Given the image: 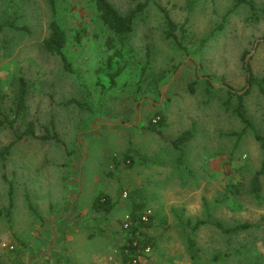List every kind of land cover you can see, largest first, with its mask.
<instances>
[{"label": "rangeland", "instance_id": "1", "mask_svg": "<svg viewBox=\"0 0 264 264\" xmlns=\"http://www.w3.org/2000/svg\"><path fill=\"white\" fill-rule=\"evenodd\" d=\"M139 1L110 0L121 12ZM252 1L254 10L236 0H198L186 15L184 0H150L126 39L125 67L111 82L116 57L110 59L109 33L92 2L54 0L68 36L64 53L72 69L65 71L60 57L42 47L52 16L49 1L0 0V22L15 19L27 27L0 30V106L13 117L23 76L26 110L14 126L23 131L32 121L36 134L56 136H24L0 158V264H19L14 254L24 264H115L131 205L127 193L134 189H141L154 218L147 230L152 245L140 251V264H264V173L261 198L249 190L264 158L254 135L264 136V95L247 83L243 68L246 59L256 76H264V0ZM164 12L184 23L182 44L189 54L165 36ZM224 84L244 94L254 129L243 128L236 96L226 107ZM156 111L165 122L159 132L147 127ZM191 126L194 136L178 151L171 140ZM13 138L9 127L0 126V147ZM127 148L132 160L116 166ZM99 193L116 200L109 213L92 209ZM206 206L226 225H255L231 236L206 224L191 231L189 221L204 217ZM187 235L195 241L194 259ZM241 244L247 248L212 260Z\"/></svg>", "mask_w": 264, "mask_h": 264}, {"label": "trees", "instance_id": "2", "mask_svg": "<svg viewBox=\"0 0 264 264\" xmlns=\"http://www.w3.org/2000/svg\"><path fill=\"white\" fill-rule=\"evenodd\" d=\"M51 10V20L49 22V34L46 38H44L42 42V47L45 51L58 55L61 59L62 68L65 71H71V64L64 53V47L67 44L68 36L64 29V27L59 23L56 14V6L54 0H48ZM92 2L98 12V15L108 31V36L105 39V44L108 49H112L113 53L110 56V59L116 57L117 67L113 73H109L108 76L110 81L113 82V79L116 75L121 73L123 68L125 67V60H124V45L126 43V39L129 34L133 30V24L136 16L143 10V8L147 5L150 0H142L139 1L134 7L128 9L125 12L119 11L117 7L110 0H89ZM185 2V9L186 15H189L193 9L195 8L198 0H184ZM240 3L248 5L250 10H254L255 5L252 0H236L235 4L239 5ZM165 11V10H164ZM165 14V30L164 34L167 38H172L174 40V45L177 49L184 51V53L189 54V50L186 46L182 44V39L184 38L185 27L184 23H177L174 21L167 12ZM8 26L15 30H27V27L24 25H18L15 22V19H6L0 22V30L4 27ZM176 31H180L181 35H178ZM81 38L80 32H78L75 36V40L79 41ZM206 39H202L200 45L204 44ZM245 56V55H244ZM120 64V65H119ZM183 62H180L176 65L174 69H177ZM243 68L246 72V79L247 83L252 85H257L259 91L264 95V76L258 77L256 76L251 69V65L246 59H243ZM145 72V67H141V73ZM206 83L208 86H212V82L210 78H206ZM192 83L188 84L190 90H193ZM223 87L226 90L227 98L225 100L226 107L229 106L230 99L233 96H236V106L234 107V111L236 115L239 117L241 122L243 123V128H252L254 129V124L251 119L247 116L246 107L243 101L244 94L237 92L232 88V86L228 84H224ZM27 92V82L23 76L18 77V89L16 94V101L15 107L11 109V113L13 117L10 118L9 115L4 112V110L0 106V126L9 127L13 134L14 138L6 145L0 147V158L2 160L6 159L10 154V150L14 143L19 139L23 138L24 136H32L40 139H50L52 137H56L52 134H42L38 135L34 131V126L32 121H28L25 129L23 131H19L14 126V122L18 116L23 115L26 110V103L25 97ZM68 102H76L79 105H82L79 101L74 99H70ZM164 116L161 112L156 111L154 112L148 119L147 127L151 130L159 132V129L162 125H164ZM194 127L191 126L190 128H186L182 130L176 137L171 140V144L174 148L181 150L180 144L187 142L191 139L194 135ZM244 130L241 132H237V136L242 135ZM235 134V133H230ZM255 138L259 141L260 147L264 153V136L258 133L257 131L254 132ZM131 148H127L126 151L121 155L119 160L115 162L117 166L118 162L121 160L126 163V161L130 162L132 160L129 151ZM136 154L142 158V155L136 152ZM179 159V157H178ZM142 160H145L144 158ZM130 164V163H129ZM128 164V165H129ZM264 173V158L261 161V167L253 172L249 179V190L253 194L256 199L261 198V190L262 185L260 181V175ZM123 189H121L122 191ZM120 191V194L122 193ZM11 193V189H10ZM128 197H131V205L130 210L128 212L129 215V223L126 228H123L124 236L121 245L119 246V256L120 260L117 264H130V261L133 258L138 259V264H140L139 260V253L141 250H144L145 247L152 245L150 241V237L148 236L147 230L153 227L154 225V218L152 214H148L146 218H143L145 214L146 202L143 194H141V189H134L130 190L127 193ZM116 205V200H113L112 197L106 193H99L92 202V209L95 212H103L109 213L113 207ZM13 206V202L9 199L8 202V209L6 211V216L9 217V210H11ZM204 217L196 219L193 223L189 221L188 225L190 226V230H195L198 226L202 224L209 225L214 229L220 231L222 234H227L231 236L233 234L240 233L242 231H246L255 224L242 221L232 225H226L220 220H216L212 218L211 213L209 212L207 206L204 209ZM123 223V222H122ZM186 245L187 250L190 255L191 259H194L196 256V247L195 241L190 236L187 235L186 237ZM247 248V244H241L239 248L235 250H227V251H218L212 255L213 261H220L225 257L232 256L234 253H239ZM17 262L19 264H24L20 258H18L17 254H14ZM62 264H67L63 263ZM253 264H261L258 260H254Z\"/></svg>", "mask_w": 264, "mask_h": 264}, {"label": "built area", "instance_id": "3", "mask_svg": "<svg viewBox=\"0 0 264 264\" xmlns=\"http://www.w3.org/2000/svg\"><path fill=\"white\" fill-rule=\"evenodd\" d=\"M123 196L125 197L126 196V192L124 191L123 192ZM150 213V210H145V214L143 216V218H146V216ZM129 215L128 213L124 215V218H123V226L126 228L128 223H129ZM146 250H148V247L145 248ZM130 264H138V259L136 258H133L131 261H130Z\"/></svg>", "mask_w": 264, "mask_h": 264}, {"label": "crops", "instance_id": "4", "mask_svg": "<svg viewBox=\"0 0 264 264\" xmlns=\"http://www.w3.org/2000/svg\"><path fill=\"white\" fill-rule=\"evenodd\" d=\"M12 208H13V206H12ZM12 208H11V209H12ZM49 218H52V214L50 215ZM45 220H48V219H47V218H46V219L44 218V220H42L44 224H45ZM50 229L52 230L51 226H50ZM17 237H19L20 239H22L20 235H18ZM44 240H45V239H44ZM38 247L41 248V246H38ZM40 248H39V249H40ZM19 254L21 255L22 252L19 253ZM19 254H18V255H19ZM18 258H20V260L23 262V260H22V258H21L20 256H18ZM111 259H112V256H111ZM72 262H73V263H72ZM72 262H71V263H67V264H75L74 261H72ZM24 263H25V262H24ZM117 263H118V262H116L115 264H117Z\"/></svg>", "mask_w": 264, "mask_h": 264}, {"label": "water", "instance_id": "5", "mask_svg": "<svg viewBox=\"0 0 264 264\" xmlns=\"http://www.w3.org/2000/svg\"><path fill=\"white\" fill-rule=\"evenodd\" d=\"M53 232V234H54V239H53V241H52V243H51V245H53L54 244V242H55V233H54V231H52Z\"/></svg>", "mask_w": 264, "mask_h": 264}]
</instances>
